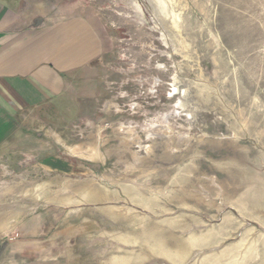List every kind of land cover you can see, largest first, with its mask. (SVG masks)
I'll return each mask as SVG.
<instances>
[{"label": "rangeland", "instance_id": "1", "mask_svg": "<svg viewBox=\"0 0 264 264\" xmlns=\"http://www.w3.org/2000/svg\"><path fill=\"white\" fill-rule=\"evenodd\" d=\"M28 1L51 17L95 15L111 52L55 121L59 143L34 134L43 146L0 182L17 195L2 211L43 224L4 252L264 264V0ZM46 151L69 169L42 165ZM46 234L50 245L34 244Z\"/></svg>", "mask_w": 264, "mask_h": 264}, {"label": "crops", "instance_id": "2", "mask_svg": "<svg viewBox=\"0 0 264 264\" xmlns=\"http://www.w3.org/2000/svg\"><path fill=\"white\" fill-rule=\"evenodd\" d=\"M110 52L111 39L95 15L51 17L28 0H0V182L12 167L34 156L30 147L34 141L43 146V138L34 134L52 136L59 143L62 127L55 121L64 118L66 103L79 100L75 96L94 85L96 77L91 75ZM43 157L40 163L45 167L64 172L71 166L57 156L49 157L48 151ZM16 196L0 190V199ZM17 217L11 205L0 209V235L5 234L0 238V264H60L56 258L27 259L25 249L13 256L4 252L10 241L42 233L38 217ZM47 236L34 244L50 245Z\"/></svg>", "mask_w": 264, "mask_h": 264}, {"label": "bare ground", "instance_id": "3", "mask_svg": "<svg viewBox=\"0 0 264 264\" xmlns=\"http://www.w3.org/2000/svg\"><path fill=\"white\" fill-rule=\"evenodd\" d=\"M133 4V3H132ZM130 5V4H129Z\"/></svg>", "mask_w": 264, "mask_h": 264}]
</instances>
